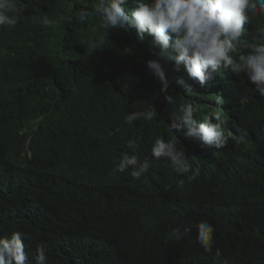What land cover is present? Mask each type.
Segmentation results:
<instances>
[{
  "label": "trees",
  "instance_id": "1",
  "mask_svg": "<svg viewBox=\"0 0 264 264\" xmlns=\"http://www.w3.org/2000/svg\"><path fill=\"white\" fill-rule=\"evenodd\" d=\"M98 2L31 0L16 13L14 28L0 29V120L5 126L14 125L8 112L18 102L24 103L21 112L80 111L78 127L90 124L108 144L107 155L93 158L80 139L67 144L56 164L25 168L15 164L24 159L19 143L9 153L0 147V239L22 232L33 264L38 244L47 248L48 264H264V99L230 73L215 75L206 88L195 87L183 77V68L173 71L174 60L158 56L152 37L141 41L134 30L105 29L95 11ZM81 7L89 9L87 20L68 23L66 17ZM133 7L128 0L125 10ZM42 15L56 20L55 26L46 29L33 19ZM256 30H264L258 15L242 39ZM149 59L164 65L167 93L147 69ZM185 83L192 85L191 92L183 90ZM242 96L249 99L244 107ZM187 104L198 109L199 120L214 109L223 113L225 127L235 133L225 149L171 131L169 122ZM148 105L159 113L156 120L124 123L127 113ZM241 131L247 133L243 140ZM173 136L193 167L200 168L196 179L183 176V185L165 160L151 155L158 137ZM133 149L150 161L149 170L139 179L113 174V161ZM101 174L108 183L101 182ZM188 213L211 218L217 235L211 252L172 235L176 220Z\"/></svg>",
  "mask_w": 264,
  "mask_h": 264
},
{
  "label": "clouds",
  "instance_id": "2",
  "mask_svg": "<svg viewBox=\"0 0 264 264\" xmlns=\"http://www.w3.org/2000/svg\"><path fill=\"white\" fill-rule=\"evenodd\" d=\"M30 3L31 0L28 3L24 0H19V3L17 0H0V29L14 28L19 22L16 13L24 12ZM132 3L134 7L129 13L125 10L128 0H99L95 11L105 29L134 30L141 41L152 37V44L160 49L158 56L165 61L174 60L173 71L179 72L183 68V77L195 87L206 88L215 75L230 73L240 77L242 87L252 85L253 91L264 99V30L252 32L250 39H242L249 36L255 16H260L264 22V0H132ZM89 15V9L81 7L67 16L66 21L84 22ZM33 19L46 29L57 23L48 15L33 16ZM146 66L160 81V91L167 93L169 81L164 65L159 59H149ZM192 85L183 84V90L191 92ZM166 99L171 101L170 96ZM217 102L222 103V100L218 97ZM248 102L247 96H242L239 101L241 107ZM21 110H25L23 102L10 107L8 113L15 119L13 126H5L0 120V147L3 151L9 153L13 145H21L19 149L24 159L20 163L15 162L19 168L41 162L56 164L60 154L68 148L67 144L72 145L80 139L93 158L108 154L107 142L93 134L90 124L85 128L78 127L80 111L51 116L47 112ZM197 112L194 105L182 106L179 116L169 122L171 131L190 142L225 149L235 133L225 127L223 113L214 109L199 120ZM158 116L156 108L148 105L142 110L127 113L124 123L134 126L136 121H153ZM246 134L241 131L239 140H243ZM151 155L156 161L165 160L177 180L186 176L191 181L200 175L199 166L193 167L185 151L177 146L175 136L167 140L158 137L152 144ZM150 167V161L141 159L133 149L122 152L119 159L113 161L112 171L124 179L130 176L139 179ZM100 179L108 183V177L102 174ZM179 183L183 185L184 180ZM213 231L210 223L198 226L197 242L207 252L213 248ZM24 239L22 232L0 239V264H33L25 251ZM219 255L220 250L217 249L216 256ZM48 260L47 248L38 244L35 264H48Z\"/></svg>",
  "mask_w": 264,
  "mask_h": 264
},
{
  "label": "water",
  "instance_id": "3",
  "mask_svg": "<svg viewBox=\"0 0 264 264\" xmlns=\"http://www.w3.org/2000/svg\"><path fill=\"white\" fill-rule=\"evenodd\" d=\"M207 222L212 225L211 219L206 215H185L179 218L172 229V235L176 239L187 237L193 242H197L198 226ZM233 227L237 232H241V229L237 223H233ZM217 235L213 231V243L215 242Z\"/></svg>",
  "mask_w": 264,
  "mask_h": 264
},
{
  "label": "bare ground",
  "instance_id": "4",
  "mask_svg": "<svg viewBox=\"0 0 264 264\" xmlns=\"http://www.w3.org/2000/svg\"><path fill=\"white\" fill-rule=\"evenodd\" d=\"M230 81V80H229Z\"/></svg>",
  "mask_w": 264,
  "mask_h": 264
}]
</instances>
